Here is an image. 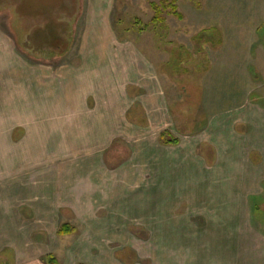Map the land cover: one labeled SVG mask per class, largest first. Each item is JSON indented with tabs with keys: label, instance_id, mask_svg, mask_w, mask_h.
<instances>
[{
	"label": "rangeland",
	"instance_id": "rangeland-1",
	"mask_svg": "<svg viewBox=\"0 0 264 264\" xmlns=\"http://www.w3.org/2000/svg\"><path fill=\"white\" fill-rule=\"evenodd\" d=\"M26 1L32 2L0 0V27L5 36L3 54L0 53L4 75L0 111V254L4 253L0 262L11 264L17 259L20 264H42L45 257L55 255L61 264H245L233 251L237 241L231 239L232 232L254 233L259 235V243L264 241V216L254 217L252 207L255 201L264 203V182L256 199L244 196L240 218L235 211L241 206L236 201L232 203L236 192L228 196L225 207L216 199L221 197L215 193L223 185H219L220 181L206 191L197 184V191L189 193V197L184 191L177 192V196H172L176 191L161 195L155 176L150 174L154 169L141 166L145 160L143 149L150 146L142 144L145 133H132L130 143L119 139L113 142L116 154L112 158L109 151L104 154L100 149L94 159L84 156L53 164L52 169L62 170L63 174L60 183L56 176L58 182L52 184L54 170L44 172L36 166L35 157L27 160L18 155L33 151L36 136L51 134L48 128L34 127L46 120L43 112L13 109L12 84L17 80L12 76L35 75L37 93L50 89V83L56 84L53 89L58 92L62 75L90 74L95 56L104 52L107 57L113 42L128 45L133 56L157 69L169 61V51L180 46L190 54L176 49L178 57L202 61L203 56L193 55V38L203 30L215 29L209 33L211 43L203 47L208 63L197 74V63L188 64L186 85L196 82L202 87L203 75H212L210 84L215 91L222 86L215 85L213 75H222L228 92L224 90L219 101L235 108V103L251 99L253 90L263 98L264 91L258 90L259 85L264 86V0H170L182 17L165 11L164 21L158 26L153 24L151 5L163 0H45L41 6L48 11V21L58 26V40L69 47L62 57L45 45L49 41V23L21 13L20 6ZM39 30L44 34L36 35ZM219 38L221 46H214ZM174 44L178 47L174 48ZM121 51L123 54L122 49L115 54L119 56ZM105 65L102 61L98 65L100 76L107 75ZM236 89L243 92L237 93ZM215 95L211 100L214 111L218 108V92ZM202 106L203 102L201 110L196 106L201 111L196 122L197 138L208 127ZM52 135L67 139L60 130ZM53 144L48 141L47 147L53 150ZM153 146L161 153L165 150L160 153L164 156L168 154L166 150L182 158L186 154L183 148L161 149L155 140ZM196 162L201 165L199 159ZM198 166H194L195 171ZM201 178L197 175L196 182ZM242 195L238 192L237 199ZM64 223L76 227L77 234L57 236ZM225 233L229 237L220 239ZM227 250L233 252L229 254ZM117 253L124 259L120 260Z\"/></svg>",
	"mask_w": 264,
	"mask_h": 264
},
{
	"label": "crops",
	"instance_id": "crops-1",
	"mask_svg": "<svg viewBox=\"0 0 264 264\" xmlns=\"http://www.w3.org/2000/svg\"><path fill=\"white\" fill-rule=\"evenodd\" d=\"M18 12L20 13L19 10ZM3 31L0 27L1 54L5 44ZM118 44L119 42L111 43L107 57L104 56V52L99 57L95 56L90 63L92 66L90 74L62 75L58 92L53 89L56 84L49 82L50 89L44 93H37L35 75L12 76L17 80L12 84L13 109L17 112H43L46 120L34 127L48 128V133L51 134L36 136L35 141L32 142L33 151L29 155H18L27 160L28 157H35L36 166H41L44 172H49L53 164L62 159H77L84 156L87 160L94 159L97 157L93 155H97L100 149H103L104 154L109 151V154L112 150L111 145L117 139L130 143L132 133L139 135L145 133L142 144H150V146L148 149H143L145 160L141 166L146 168L150 166L151 170L154 169L150 174L155 176V185H159L157 190L161 191V195L165 191L166 193L176 191L172 196H177V192L184 191V195L189 197V193L197 191V184H199L198 188L206 191V189L211 190L210 187L220 181L219 185L223 184V187L215 189V193H219L221 197L216 199L222 203V207H225L230 200L228 196H233L236 192L232 203L236 201L241 206L235 211V216L240 218L244 196L256 199L264 182V93L261 94L263 95L261 98L252 89L251 99L243 104L235 103V108H232L233 106L225 104L226 101L223 104L220 102L223 91L228 92V88H224L226 79L224 81L222 75H213L215 85L222 86L216 87L213 91L210 84L212 75H203L205 83L201 84L203 88L200 87L199 101L194 103L190 95L184 94L169 75L158 70L163 64L157 69L140 57L133 56L134 53L131 48H127L128 45ZM120 49L123 50V54L121 51L117 56L115 53ZM2 60L0 59V64ZM101 61L107 66V75L98 74L100 73L98 65ZM3 87L4 75L0 65V111L3 110L4 103ZM237 90V93L243 92ZM262 91L264 86L259 85L258 92ZM213 92L219 94L216 111L211 107L212 96L214 98L216 96ZM201 102H203L202 114L204 113L205 118L208 119V127L203 131V136L197 138L196 122L199 121ZM184 103H189L187 105L189 107L183 106ZM190 106L194 108L191 109ZM58 130L63 131L67 139L52 135ZM164 132L177 138L179 144L162 145L160 135ZM154 137L156 139H153ZM36 140L40 143L38 144ZM41 140L46 144L43 145ZM153 140L158 142L161 149L183 148L186 149V154L182 158L171 155V151L166 150L168 154L165 152V156L161 155L165 150L161 153L153 146ZM48 141L49 144L54 143L53 150L47 147ZM67 142H70L71 146L65 145ZM82 153L86 155H77ZM128 153L132 158V151ZM196 159H199L201 165L196 164ZM17 164L15 167L18 166ZM196 165H199L197 171L194 167ZM51 171L56 175H53L50 183L57 184L56 176L60 177V183L62 170V173L54 168ZM197 175L203 177L199 183L195 179ZM179 176L184 177L183 180L178 179ZM238 192H243L241 199H237ZM232 236L234 237L231 239L237 241L233 251L239 257V261L242 257L245 264H264V241L258 242L259 235L236 230L232 232ZM197 237L205 238L198 235ZM228 237L229 235L225 233L220 239ZM223 250L225 254L226 249ZM227 252L232 253L229 250ZM11 264L20 263L15 259Z\"/></svg>",
	"mask_w": 264,
	"mask_h": 264
},
{
	"label": "trees",
	"instance_id": "trees-1",
	"mask_svg": "<svg viewBox=\"0 0 264 264\" xmlns=\"http://www.w3.org/2000/svg\"><path fill=\"white\" fill-rule=\"evenodd\" d=\"M45 0H32V2H24V5L20 6V11L24 16L31 17L33 16L34 18H42L46 21V23L48 24V32L49 34V41L47 43H45V45L49 46V51L54 53V55L62 57L65 55V53L68 50V44H61L60 41L57 38V25H52L51 22L48 21L49 18V14L47 9H45L43 6H41V3H44ZM154 11V18H153V24L154 26H158L159 24L162 25L164 19L162 18V14L165 11H169V15L178 17L181 19L182 15H180L177 11V7L175 5V2H170V0H163L160 4H152L151 5ZM136 24H138V21H135ZM164 25V24H163ZM215 29H206L201 31L197 36H195L193 38V43H194V47H195V56H203L204 59L199 60V61H195L196 57L191 59V55H190V59L191 60H186L183 59L182 57H178L175 53H176V49L179 51H184L185 53L190 54L188 50H185V47H178L177 45H173L174 48L172 51L170 52V59L167 63H165L164 65L161 66L160 70L164 71L166 75H169L172 80L174 82H176L178 84V86L180 87V89L183 91L184 94L186 95H190V97L193 99L194 103H197L199 101V96H200V87L198 86V83L196 82H191L188 83L186 85V82L188 81V79H186L185 77H187L188 75V69H187V65L188 64H192V63H197L195 65V74H197L196 72H201V69L204 68V63H208L207 59H205V53L203 52L205 48L204 45L207 44L208 42H210V31H212ZM218 31V30H217ZM220 33V32H219ZM36 35H41L44 34L42 33V30L36 31L35 32ZM36 38V36H34ZM211 43V42H210ZM65 44V45H64ZM222 44V39L219 38L217 40V43H215L214 46H221ZM213 45V44H212ZM46 47V46H45ZM193 57V56H192ZM189 82V81H188ZM186 85V86H185ZM160 142L162 145L164 146H177L179 144V140L177 138H174L170 133L168 132H164L160 135ZM116 154V151L114 150V147L112 148L111 152H110V158H112V156ZM109 158V159H110ZM253 214L254 217H258L261 218V215L264 216V203H259L257 201L254 202L253 205ZM77 234V228L74 227L73 225L69 224V223H64L62 224L57 231V236L59 237H70L73 235ZM117 257L121 260L124 259V255H122L121 253H117L116 254ZM45 264H61L58 260V258L55 255H49L47 257H45L43 259Z\"/></svg>",
	"mask_w": 264,
	"mask_h": 264
}]
</instances>
